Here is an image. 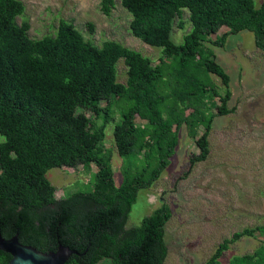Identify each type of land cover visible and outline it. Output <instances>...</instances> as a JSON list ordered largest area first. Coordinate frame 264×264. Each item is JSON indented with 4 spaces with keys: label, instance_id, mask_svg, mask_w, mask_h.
I'll return each instance as SVG.
<instances>
[{
    "label": "trees",
    "instance_id": "16d2710c",
    "mask_svg": "<svg viewBox=\"0 0 264 264\" xmlns=\"http://www.w3.org/2000/svg\"><path fill=\"white\" fill-rule=\"evenodd\" d=\"M122 5L132 16L134 37L162 49L159 64L116 41L98 47L64 20L56 36L32 39L30 24L18 23L24 3L0 0V230L4 238L18 235L41 252L61 244L78 252L67 264H165L172 218L166 203L141 225L126 226L140 191L153 187L169 167L181 128L186 126L199 148L192 167L210 155L214 119L234 110L231 77L205 43L223 48L230 35L250 31L264 52V0L259 6L255 0H122ZM113 6L114 0H102L105 14ZM184 10L191 30L179 44L172 33ZM224 27L228 33L210 39ZM121 60L128 68L125 84L118 82ZM118 99L124 102L114 128L123 159L121 186L103 148ZM85 111L102 118V125ZM91 164L98 169L93 190L58 199L48 172ZM257 234L264 236V226L234 233L205 264H224L231 245ZM261 243L253 254L227 264H264V239ZM11 259L0 251V264Z\"/></svg>",
    "mask_w": 264,
    "mask_h": 264
},
{
    "label": "rangeland",
    "instance_id": "374dc122",
    "mask_svg": "<svg viewBox=\"0 0 264 264\" xmlns=\"http://www.w3.org/2000/svg\"><path fill=\"white\" fill-rule=\"evenodd\" d=\"M25 5L18 23L30 24L29 36L41 39L56 36L62 20L73 24L87 41L101 47L106 41H116L141 52L154 65L160 63L162 49L147 45L131 32V14L122 0H114L109 14L102 9V0H20ZM259 6L263 0H255ZM183 23V27L179 25ZM191 30L190 13L184 10L175 20L172 39L183 43ZM228 33L222 28L211 40ZM216 61L231 77L232 97L226 116L214 119L209 136L210 155L192 167L190 159L199 154L196 140L188 135L186 126L179 134V144L169 167L150 189L140 191L127 222V229L141 225L142 220L166 203L172 218L166 225L169 254L165 264H205L217 247L236 232L264 226V52L257 48L250 31L230 35L223 48L205 43ZM207 50V49H206ZM118 82L127 81V66L119 61ZM223 93L221 81L213 76ZM106 103L103 102L102 106ZM124 102L118 99L113 117L106 125L103 148L111 154L114 180L123 183V159L114 142V128L120 122ZM216 112V111H214ZM93 118L97 126L102 118ZM139 125L145 124L137 117ZM200 129L198 137L203 133ZM95 164L85 168L62 167L50 170L47 178L56 188L58 199L93 190ZM188 174V175H187ZM187 175V176H186ZM264 236L243 238L225 252L221 261L227 264L232 257L253 254ZM100 264H111L103 261Z\"/></svg>",
    "mask_w": 264,
    "mask_h": 264
},
{
    "label": "water",
    "instance_id": "95a60500",
    "mask_svg": "<svg viewBox=\"0 0 264 264\" xmlns=\"http://www.w3.org/2000/svg\"><path fill=\"white\" fill-rule=\"evenodd\" d=\"M0 251L12 256L9 264H67L73 255H78V252L62 244L56 251L41 252L32 246L22 244L18 235L9 239L4 238L1 230Z\"/></svg>",
    "mask_w": 264,
    "mask_h": 264
}]
</instances>
